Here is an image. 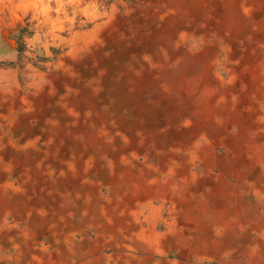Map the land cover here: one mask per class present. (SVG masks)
<instances>
[{"label": "bare ground", "instance_id": "obj_1", "mask_svg": "<svg viewBox=\"0 0 264 264\" xmlns=\"http://www.w3.org/2000/svg\"><path fill=\"white\" fill-rule=\"evenodd\" d=\"M56 2L0 46V264H264V0Z\"/></svg>", "mask_w": 264, "mask_h": 264}, {"label": "rangeland", "instance_id": "obj_2", "mask_svg": "<svg viewBox=\"0 0 264 264\" xmlns=\"http://www.w3.org/2000/svg\"><path fill=\"white\" fill-rule=\"evenodd\" d=\"M45 6L50 7L49 12L44 10ZM60 7L56 0H0V46L17 47L21 56L28 50L30 38L53 37V23L63 26V33L69 31L70 19H74L76 25H84L86 18L81 10L74 12L69 5L62 10Z\"/></svg>", "mask_w": 264, "mask_h": 264}]
</instances>
